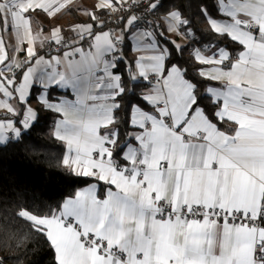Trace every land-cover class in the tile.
Segmentation results:
<instances>
[{
    "label": "snow or ice",
    "instance_id": "obj_1",
    "mask_svg": "<svg viewBox=\"0 0 264 264\" xmlns=\"http://www.w3.org/2000/svg\"><path fill=\"white\" fill-rule=\"evenodd\" d=\"M214 9L199 6L216 37L204 42L175 0H94L90 9L77 0H0V108L8 114L0 146L38 122V110L24 107L38 83V102L63 115L53 133L67 147L63 166L115 188L100 199L93 184L46 213L19 203L14 215L28 230L12 233L17 249L43 237L54 264H264V0H215ZM78 11L88 20L68 32L45 35L34 25L33 14ZM112 17L120 34L105 30ZM126 32L146 54L125 81L113 70ZM166 32L193 42L197 75L219 86L201 93L176 59L188 45L162 46ZM86 37L87 52L79 46ZM37 41L67 50L45 59ZM53 85L75 99L52 102ZM121 123L134 129L126 139Z\"/></svg>",
    "mask_w": 264,
    "mask_h": 264
},
{
    "label": "trees",
    "instance_id": "obj_2",
    "mask_svg": "<svg viewBox=\"0 0 264 264\" xmlns=\"http://www.w3.org/2000/svg\"><path fill=\"white\" fill-rule=\"evenodd\" d=\"M175 3L183 6L184 15L192 20L193 28L204 42L216 39L206 31L207 23L199 14L201 4H205L215 11V0H175ZM155 18L149 17V19ZM78 21H83V18L76 12L73 14L72 22ZM122 25L118 26V22L110 20L107 29L118 28ZM167 41L174 40L166 32L161 42L167 47H171ZM192 43L190 40L183 55L176 59L188 69L190 78L200 81V91L203 93L206 86L218 83L203 80L197 75V62L192 59V53L189 52V46ZM225 43L229 42L226 40ZM131 45L129 40L122 43L120 53L123 60L117 63L115 69L125 81L128 79V65L133 64L136 60ZM229 47L235 49V52L238 49L230 43ZM35 90L36 88L33 89L30 102L34 103L38 110V122L25 132L18 142L12 140L6 145L0 146V258L8 257L6 264H54V253L43 237L30 239L25 247L17 249L12 233L19 234L27 231L28 226L15 217L16 205L26 202L31 207L46 213L49 208L55 209L67 198L74 197L78 190L93 182L99 184L100 195H103L104 190L110 186L102 181H97L94 177L76 176L63 166L62 159L66 154V145L53 134L57 113L36 102ZM136 91L139 93L141 89L137 88ZM49 93L52 99L62 95L72 96L71 93L57 87L49 89ZM128 102L129 97L125 96L121 102L122 109L119 113L122 120L128 118L124 110L127 108ZM120 131L121 138L126 139L124 134L132 132L134 129L130 125L121 123Z\"/></svg>",
    "mask_w": 264,
    "mask_h": 264
},
{
    "label": "crops",
    "instance_id": "obj_3",
    "mask_svg": "<svg viewBox=\"0 0 264 264\" xmlns=\"http://www.w3.org/2000/svg\"><path fill=\"white\" fill-rule=\"evenodd\" d=\"M93 2H94V0H77V3H78V4H80V5L84 6V7H87V8H89V9L91 8ZM77 14H78L81 18H83V21H87V20H88V17H87L83 12L78 11ZM33 19H34V25H42V28H43V29L48 30V31L45 32V35L49 34L50 30H51L53 27H60V26H63L64 31H65V32H68L69 26H72V25H76V24H77V22H76V23H73V22H72V21H73V14H70V13L63 14V15H58V16L55 17V18H52V17L45 18L43 15L37 17L35 14H33ZM111 20H112V18H111ZM113 21H115V20H113ZM115 22H117V21H115ZM123 26H124V25H122L121 27H118V28L110 27V28H108V29L106 28L105 30L107 31V30L112 29V30L115 31L116 34H120V33H121V28H122ZM74 34H75L74 32H69V33H68L69 38H71V36H73ZM167 34H168V36L171 37L176 43L187 44V45H189V43H190V40H186L183 36H177L175 33H167ZM5 39H6L8 42L12 43V44H15V43H16V41H15V39H14V36H13V34H11V33L5 34ZM126 40H129V41L131 42V44H132V45H131V47H132V52H133V54L135 55V58H136V59H137L139 56L146 54V53H144L143 51H138V50H137V48H136V41H135L134 39H132V37H131V33H130V32H126V33H124V40H123V42H125ZM89 42H90L89 39L86 37L85 41L81 42V43L79 44V46L82 47L83 50H84L85 52H87V51L90 50V49H89ZM160 42H161V41H160ZM52 44H55V43H52ZM48 45H49V44H45L44 48L41 49V48H39V42H38V41L36 42V46H37V50L39 51V54L42 55V56H44L45 59H49L50 57H55V56H62L63 53H64V51L67 50V49H61L60 51H56V52H47V46H48ZM121 45H122V44H121ZM121 45H120V48H121ZM161 45H162V46H166V45H164L162 42H161ZM27 46H28V44H27V42H25L24 47H27ZM230 48H232V47H230ZM235 48H238L237 51H236V53H238L240 50H242V46L235 45ZM16 58L19 59V60H24V59H25V55H24L23 53H18V54L16 55ZM107 58H108L109 60H111V58H112V57H111V54H108ZM75 59H76V60H79V59H80V56H79V55H76V56H75ZM61 70H62V69H61ZM113 71H115V70H113ZM115 72H116V71H115ZM116 74L121 75L120 73H117V72H116ZM217 83H218V84H216V85H214V86H219V82H217ZM53 87H57L58 89H61V90L65 91V92H68V93H71L72 96H70V95H62V96H60V97H58V98L52 99V102H58L59 99H61V98H66V99H70V100H74V99H75V96H74V94L72 93L71 89H62V88H60V87H58V86H55V85H53ZM34 88H36V90H35V99H36V102L39 103V102H38V98H39V96L42 94V92H43L44 90H43V88L41 87V85H39L38 83H36V84H33L32 88L30 89V95H29V97H28V99H29V104H28V105H25V108H26L27 106H31L33 109H36L35 104L32 103V102H30V99L32 98V94H33V89H34ZM48 91H49V90H48ZM11 103H12L13 105H15L17 102H16V100L13 99V100L11 101ZM39 104H40V103H39ZM40 105H41V104H40ZM36 110H37V109H36ZM6 115H8V114L6 113V110L3 109V108H0V117L6 116ZM60 119H63V115L60 114V113H57V117H56V119H55V121H54V128H55V122H56L57 120H60ZM27 131H29V129H28V130H25L24 133L27 132ZM24 133H23V134H24ZM53 133H54V131H53ZM23 134H22V135H23ZM65 145H66V144H65ZM66 153H67V147H66ZM102 182H104V181H102ZM104 183H106V182H104ZM93 184L96 185V195H97V197L100 198V199H103V198L106 196V192H107V189H108L109 187H112L113 190H115L114 186L110 185L109 187H107V188L104 190L103 195H100V191H101V190H100V186H99V184H98L97 182H93V183L89 184L88 186H85V187L81 188V189L78 190V191H82L83 189L88 188V187L92 186ZM106 184H107V183H106ZM70 198H73V197H70ZM67 199H69V198H67Z\"/></svg>",
    "mask_w": 264,
    "mask_h": 264
},
{
    "label": "built area",
    "instance_id": "obj_4",
    "mask_svg": "<svg viewBox=\"0 0 264 264\" xmlns=\"http://www.w3.org/2000/svg\"><path fill=\"white\" fill-rule=\"evenodd\" d=\"M112 20L117 21L115 17H112ZM193 47H194L193 43L190 44V46H189V52L190 53L193 52ZM60 50H61V47L59 45H56V44H50L47 46V52H56V51H60Z\"/></svg>",
    "mask_w": 264,
    "mask_h": 264
}]
</instances>
